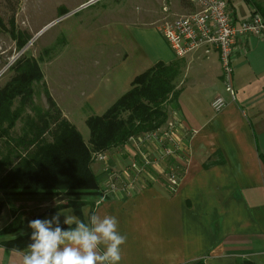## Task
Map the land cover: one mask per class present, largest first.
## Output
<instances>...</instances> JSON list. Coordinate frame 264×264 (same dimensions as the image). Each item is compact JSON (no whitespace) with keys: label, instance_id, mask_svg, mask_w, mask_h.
I'll return each mask as SVG.
<instances>
[{"label":"crops","instance_id":"0c3cea01","mask_svg":"<svg viewBox=\"0 0 264 264\" xmlns=\"http://www.w3.org/2000/svg\"><path fill=\"white\" fill-rule=\"evenodd\" d=\"M225 1L235 25L248 20L251 11L264 13V0H243L248 16L238 19L230 0ZM52 23L53 19L43 27ZM132 25L131 41L142 55L134 63L138 71L131 66L101 71L95 75L98 89L82 88L71 99L76 107L99 116L130 89L134 76L157 63L184 62L177 83V107L160 129L163 132L171 126L174 159L163 158L153 141L138 146L133 140L105 153L106 161L95 160L92 170L100 175L102 192L109 178L116 191L103 192V200L93 208L81 207L79 215L69 207L44 214L53 208L52 198L0 192V201L4 202L0 231L15 221L19 225L16 231L0 236V264H22L27 246L9 249L1 244L29 236L32 230L27 227L28 221H51L66 209L85 223L93 214L117 218L118 231L126 236L120 264H235L243 259L264 264V31L235 40L232 101L225 92L217 52L176 58L157 28H152L156 25ZM216 97L226 102L219 112L211 108ZM61 113L72 124L68 113ZM142 155L150 160L156 157L158 166L145 167L139 181L129 187L135 173L128 166L132 162L140 165ZM170 169L181 174L172 195L166 190L164 176ZM65 219V215L59 217L61 228L69 227ZM21 230L26 234L20 235Z\"/></svg>","mask_w":264,"mask_h":264},{"label":"trees","instance_id":"16d2710c","mask_svg":"<svg viewBox=\"0 0 264 264\" xmlns=\"http://www.w3.org/2000/svg\"><path fill=\"white\" fill-rule=\"evenodd\" d=\"M244 1L249 3V0ZM181 5L193 10L185 0ZM253 14H259L264 21V13L251 11ZM13 22L12 15L8 23L13 26ZM0 27H4L1 19ZM13 36L18 51L30 39L26 33ZM184 66L180 60L157 63L134 76L130 89L103 114L86 118L89 140L84 142L76 128L62 116L46 89L43 92L44 111L22 116L25 110L32 108L33 85L43 80L39 61L22 53L9 66L11 77L0 88V192L19 197L67 198L65 203L44 214L69 207L79 215L81 207L93 208L103 200L98 177L92 170L94 156L120 149L130 139L164 127L177 107V83ZM17 122L21 123L18 132L14 131ZM175 176L180 181L181 174L177 170ZM166 190L171 195L176 191ZM3 207L4 202L0 201V214ZM18 226L15 221L1 230L0 236L16 231ZM29 237L1 245L20 249L31 242ZM235 264L258 263L243 259Z\"/></svg>","mask_w":264,"mask_h":264},{"label":"rangeland","instance_id":"374dc122","mask_svg":"<svg viewBox=\"0 0 264 264\" xmlns=\"http://www.w3.org/2000/svg\"><path fill=\"white\" fill-rule=\"evenodd\" d=\"M183 1L0 0V19L4 25L0 27V88L11 77L9 66L22 53L37 59L43 80L33 85L32 108L25 110L22 116L44 111L43 92L46 89L58 101L61 111L68 113L67 117L83 141L88 142L89 130L85 120L94 112L76 107L72 96L82 88H97L95 75L101 71L112 67L122 70L132 67L138 71L134 63L142 55L131 41L132 24L148 27L187 14L191 10L188 5H181ZM230 3L238 19L248 16L243 0H230ZM163 6L167 8L165 13L161 11ZM12 15L14 22L10 26L8 20ZM52 19L50 26L43 27ZM17 33L30 36L20 51L13 36ZM20 127L21 123L17 122L14 131L18 132ZM97 176L100 182V175ZM66 201L64 196L52 198V206Z\"/></svg>","mask_w":264,"mask_h":264},{"label":"built area","instance_id":"2783aa9c","mask_svg":"<svg viewBox=\"0 0 264 264\" xmlns=\"http://www.w3.org/2000/svg\"><path fill=\"white\" fill-rule=\"evenodd\" d=\"M191 7L192 11L187 14L164 20L156 25L157 30L161 34L166 44L169 46L176 58H186L190 55L202 52L207 56L212 51L217 52L218 61L221 68L222 81L225 92L230 96L231 100H235V92L231 84L233 68L231 61L235 52V40L243 35H260L264 31V21L259 14H253L248 20L235 25L233 12L225 0H185ZM167 12V8L163 6L162 10ZM226 106V102L220 97L213 99L211 108L214 112L221 111ZM171 126L166 127V131L160 130L150 132L139 136L133 140L134 144L142 146L146 141L155 142L161 149L163 158L174 159L176 152L174 141L170 134ZM106 154H98L95 157L97 161H106ZM141 163L138 165L132 162L128 166V170L135 173V178L128 184L132 187L136 181H139L144 168L157 167L158 159L150 158L142 155ZM167 180L169 190H176L179 181L176 180L174 170H168L164 175ZM103 192L116 191L112 178L106 182Z\"/></svg>","mask_w":264,"mask_h":264},{"label":"clouds","instance_id":"9594fccd","mask_svg":"<svg viewBox=\"0 0 264 264\" xmlns=\"http://www.w3.org/2000/svg\"><path fill=\"white\" fill-rule=\"evenodd\" d=\"M70 209L57 212L51 221H28L30 243L23 254L22 264H120L126 236L118 231L115 216L93 214L88 223L69 215ZM65 215L62 230L59 217ZM75 223V227H71ZM26 234L21 230L20 235ZM16 238V234L12 235Z\"/></svg>","mask_w":264,"mask_h":264}]
</instances>
